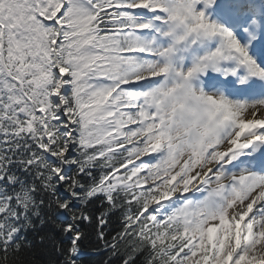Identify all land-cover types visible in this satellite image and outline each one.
I'll return each instance as SVG.
<instances>
[{"label":"snow or ice","instance_id":"6c2138e0","mask_svg":"<svg viewBox=\"0 0 264 264\" xmlns=\"http://www.w3.org/2000/svg\"><path fill=\"white\" fill-rule=\"evenodd\" d=\"M0 264H264V0H0Z\"/></svg>","mask_w":264,"mask_h":264}]
</instances>
